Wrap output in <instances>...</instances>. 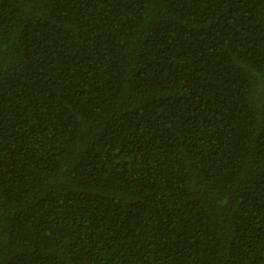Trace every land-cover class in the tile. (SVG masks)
I'll return each mask as SVG.
<instances>
[{"label":"trees","instance_id":"trees-1","mask_svg":"<svg viewBox=\"0 0 264 264\" xmlns=\"http://www.w3.org/2000/svg\"><path fill=\"white\" fill-rule=\"evenodd\" d=\"M0 264H264V0H0Z\"/></svg>","mask_w":264,"mask_h":264}]
</instances>
